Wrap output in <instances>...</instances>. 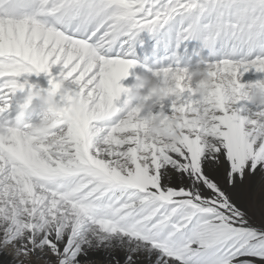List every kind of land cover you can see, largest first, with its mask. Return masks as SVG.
Wrapping results in <instances>:
<instances>
[{"label":"snow or ice","instance_id":"obj_1","mask_svg":"<svg viewBox=\"0 0 264 264\" xmlns=\"http://www.w3.org/2000/svg\"><path fill=\"white\" fill-rule=\"evenodd\" d=\"M257 93L264 0H0V264H264Z\"/></svg>","mask_w":264,"mask_h":264},{"label":"bare ground","instance_id":"obj_2","mask_svg":"<svg viewBox=\"0 0 264 264\" xmlns=\"http://www.w3.org/2000/svg\"><path fill=\"white\" fill-rule=\"evenodd\" d=\"M140 39H141V41L143 42V39H142V34H141V36H140ZM154 43H155V41L151 38V37H148L146 40H145V46H142V47H140L139 45L137 46V48H136V52H137V57H138V61L139 62H144V55H145V53H149V56H148V59H152V57H151V55H150V53H151V50H152V48H153V46H154ZM195 46H197L196 45V42H195ZM193 48V47H192ZM191 53L189 52V55H190ZM185 59H187V58H185ZM181 66H183V64L181 65ZM135 73H137V74H141L142 73V69L141 68H139V67H137L136 69H134L133 70ZM256 78V76L253 74V73H248V74H245V76L243 77V80L244 81H249V80H253V79H255ZM39 82L41 83V85L42 86H46V80H45V78L43 77V76H41L40 78H39ZM134 82V78L132 77V76H130L129 78H127L126 80H124L122 83L125 85V86H129V85H131L132 83ZM146 86H150V82H146ZM167 110V109H166ZM40 118H42V116L41 117H39V118H37V117H33V123H38L39 122V119ZM165 169H162V171H164ZM167 172V171H166ZM168 173V172H167ZM170 177H175V176H173V175H171ZM168 179V178H167Z\"/></svg>","mask_w":264,"mask_h":264},{"label":"rangeland","instance_id":"obj_3","mask_svg":"<svg viewBox=\"0 0 264 264\" xmlns=\"http://www.w3.org/2000/svg\"><path fill=\"white\" fill-rule=\"evenodd\" d=\"M192 47H196L195 46V42H192L189 44V52L191 53ZM168 173H167V172ZM173 175L175 177H171V179H169V177ZM181 173H177L175 171V169H165L164 171L161 170V183H167L169 187H178L180 184V179H181ZM168 178V179H167ZM184 181L187 182L188 177H183Z\"/></svg>","mask_w":264,"mask_h":264},{"label":"clouds","instance_id":"obj_4","mask_svg":"<svg viewBox=\"0 0 264 264\" xmlns=\"http://www.w3.org/2000/svg\"><path fill=\"white\" fill-rule=\"evenodd\" d=\"M201 78L202 77L200 76V74L198 72L194 73V79L199 80ZM151 86L154 87V84ZM252 100L254 102L259 101L260 103H264V94H259V93L254 94L252 97ZM159 128H160L159 122H153L152 127H151V131L155 132V131L159 130Z\"/></svg>","mask_w":264,"mask_h":264}]
</instances>
